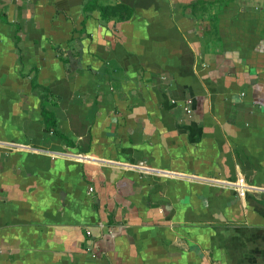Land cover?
Returning <instances> with one entry per match:
<instances>
[{
  "label": "crops",
  "instance_id": "1",
  "mask_svg": "<svg viewBox=\"0 0 264 264\" xmlns=\"http://www.w3.org/2000/svg\"><path fill=\"white\" fill-rule=\"evenodd\" d=\"M0 264H264V0H0Z\"/></svg>",
  "mask_w": 264,
  "mask_h": 264
},
{
  "label": "built area",
  "instance_id": "2",
  "mask_svg": "<svg viewBox=\"0 0 264 264\" xmlns=\"http://www.w3.org/2000/svg\"><path fill=\"white\" fill-rule=\"evenodd\" d=\"M190 104H191L190 99H187L184 101L183 108L186 112L191 111L190 110ZM76 156H77V159H79L80 161H87L90 159V157H87L86 155H80L79 154ZM109 163L114 164L115 162L109 161ZM116 164H120V163H116ZM121 166L124 168H129V169H137L142 173H152L153 171H155L154 169H150V168L145 167V166H138V165H133V164H129V163H122ZM210 181L214 185L232 188V189L236 190V192L238 194H243L246 190H249L252 188L250 185L244 183L242 179H237L235 181H226V180L211 178ZM91 190H92V187H89V191H91ZM87 233L89 234V232H87Z\"/></svg>",
  "mask_w": 264,
  "mask_h": 264
}]
</instances>
